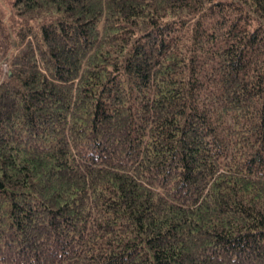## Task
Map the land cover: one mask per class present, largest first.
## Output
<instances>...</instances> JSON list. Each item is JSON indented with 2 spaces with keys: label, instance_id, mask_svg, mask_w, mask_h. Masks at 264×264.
Masks as SVG:
<instances>
[{
  "label": "trees",
  "instance_id": "16d2710c",
  "mask_svg": "<svg viewBox=\"0 0 264 264\" xmlns=\"http://www.w3.org/2000/svg\"><path fill=\"white\" fill-rule=\"evenodd\" d=\"M6 5L0 264H264V0Z\"/></svg>",
  "mask_w": 264,
  "mask_h": 264
},
{
  "label": "rangeland",
  "instance_id": "374dc122",
  "mask_svg": "<svg viewBox=\"0 0 264 264\" xmlns=\"http://www.w3.org/2000/svg\"><path fill=\"white\" fill-rule=\"evenodd\" d=\"M5 7H6V8H5ZM0 8H1V10H2V9L5 10L6 13L9 15V13H10V9H9V7H7V5H6V0H1V2H0Z\"/></svg>",
  "mask_w": 264,
  "mask_h": 264
}]
</instances>
